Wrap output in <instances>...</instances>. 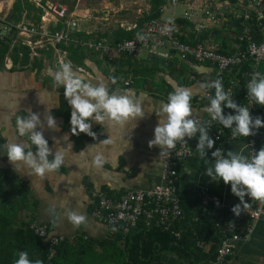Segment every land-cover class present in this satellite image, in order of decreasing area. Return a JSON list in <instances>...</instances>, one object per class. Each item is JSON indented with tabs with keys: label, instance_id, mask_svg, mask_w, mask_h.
I'll return each mask as SVG.
<instances>
[{
	"label": "crops",
	"instance_id": "1",
	"mask_svg": "<svg viewBox=\"0 0 264 264\" xmlns=\"http://www.w3.org/2000/svg\"><path fill=\"white\" fill-rule=\"evenodd\" d=\"M14 1L0 0V17L13 21L9 14ZM25 1L40 12L31 10L28 13L27 9H23L19 20L13 22L29 21L38 24L43 9L60 2L67 7V18L77 22L75 29L70 31L73 39L104 38L110 42H113L118 28L125 31L137 29L138 22L150 12L152 5V0ZM204 1L195 0L199 6H203ZM184 8L185 0H180L174 7L169 4V0H164L158 5L159 15L156 18L168 21L174 16L184 24L185 31L195 34L204 45L217 48L218 51L224 48L227 54L237 50L238 36L244 26L241 18L229 13L231 18L214 26L206 19L204 12L198 9L192 17L194 22L190 23L182 19ZM33 14L38 15L37 20L32 17ZM195 23L202 27L194 29ZM133 25L135 27L130 28ZM46 27L50 30H62L65 25L59 21L56 24L51 22ZM10 43L0 62V169L5 170L19 185V194L27 195L32 201L31 213L30 210H24L21 218L26 220L33 214V219L45 223L50 231L65 237L58 264H122L118 255L122 243L114 240L113 230L93 218L91 212L94 200L90 191L102 190L109 196L116 197L126 189H147L160 183L163 148L155 144L149 145L157 124L159 107L166 102L170 91L176 86H183L192 93V116H209L204 110L209 103L208 99L199 98L202 91L200 85L214 75V67L210 63H197L177 53H174L175 58L171 56L165 59L151 56L146 51L138 58L121 56L108 61L75 42L55 44L48 50H39L38 56L31 59L28 55V63L22 64L20 58L23 51L17 50L15 62L12 53L14 46L10 49ZM69 45L80 48L79 51L84 54L82 63L72 61L67 50ZM26 50L29 54L28 48ZM18 51L21 56H18ZM8 54L15 63L10 69L3 65L4 57ZM34 59L39 63L38 67L32 65ZM58 60L70 62L74 71L93 83L97 77L102 78L110 93L133 97L139 101L143 116L124 125L93 121V135L75 131L70 125V108L64 98L63 87H56L50 75L59 69ZM256 68L264 75V65L258 64ZM190 74H194L195 79H189ZM115 76V84H112ZM125 79H132L133 84L124 86ZM230 88L233 93L236 92L234 85ZM252 102L254 115L264 119V105ZM30 112L35 113L40 121L34 130L41 131L47 140L50 150L47 158L51 160L57 150L63 153L61 166L56 170L46 171L42 176L29 174L30 170L24 167L15 169L6 156V145L10 140L17 143L24 141L26 144L29 142L26 135L18 136L15 120L17 116L27 117ZM49 115L56 123L55 129L46 125ZM244 139L239 135L231 136L224 152L237 151L242 147L244 150ZM195 146L193 144L194 155L179 170L177 181L184 196L194 199L202 188L227 203H239L238 198L230 192L229 185L213 181L204 175L205 168L212 161V149L207 150L209 164L206 165ZM262 146L264 127L258 129L257 150ZM29 147L35 155L36 146L29 144ZM68 211L84 215L85 221L74 227L67 219ZM197 252L199 257L195 258L190 251L184 253L177 249L168 250L160 253L159 263L203 264L204 254L199 250ZM223 264H264V214L257 220L248 237L235 242L233 253Z\"/></svg>",
	"mask_w": 264,
	"mask_h": 264
},
{
	"label": "built area",
	"instance_id": "2",
	"mask_svg": "<svg viewBox=\"0 0 264 264\" xmlns=\"http://www.w3.org/2000/svg\"><path fill=\"white\" fill-rule=\"evenodd\" d=\"M179 3L180 0H169L172 7ZM198 9L204 12L206 19L210 20L214 26L226 22L231 16L242 19L244 26L238 36L239 46L234 53L223 54L211 46L204 45L195 34L190 36L185 31L184 24L177 21L174 16L168 21L151 18L131 38L116 42H110L104 38L73 39L70 31L75 29L77 22L67 18V7L60 2L52 3L44 8L38 24L29 21L13 22L6 17H0V42L10 39V49L16 45L28 48L31 59L38 56L39 50H48L55 44L72 42L96 52L108 61L121 56L138 58L143 51L151 56L165 59L177 53L197 63H210L214 67V75L206 79L205 83L226 76L235 70L237 73H231L233 79L229 78L230 87L237 83L236 75L242 74L243 89L238 92L243 98L240 105L248 107L250 115L255 117L252 111L253 102L246 95L245 86L252 75L259 73L257 65H264V0H235L234 2L205 0L203 6H199L195 0H185L182 19L190 23L194 22L192 17ZM59 21L65 25L64 29L50 30L46 27L51 22L56 24ZM131 27L134 28L135 25ZM199 27L202 25L195 23L194 29ZM251 27H256L258 35L252 32ZM18 56H21L20 51ZM58 63L60 65L64 61L58 60ZM14 64L10 54L4 57L3 65L6 69L12 68ZM244 64H248L247 70L243 69ZM189 79H195V75L190 74ZM131 84H133L132 79L123 81L124 86H131ZM230 87L228 92L232 98H236ZM213 90V88H202L200 100L208 99ZM231 112L233 110L225 113ZM192 118L201 123L208 122V132L214 140L213 149L219 148L223 153L232 136L231 130L211 120L210 116L204 118L192 116ZM196 143V137L190 139L185 137L177 141L171 149L163 147L161 182L150 188L126 189L116 197H111L102 190H91L90 195L94 200L91 212L93 218L113 231L121 226L123 232L127 233L141 223L147 229L154 227L168 230L175 238H179L181 230L175 229L174 225L184 219V213L180 204L181 188L177 180L182 164L194 155L193 144ZM244 144L245 154H251L257 150L258 129L255 134L245 137ZM195 198L197 214L192 216V220L197 221L199 217L207 213L212 219L211 231L214 236L206 238L204 234L196 240L195 247L204 255L209 254L206 259H203V264H223L233 253L235 242L245 239L252 233L257 220L264 214V201L252 199L246 195L245 202L237 209L238 214H235L232 207L237 203H227L216 195L208 194L202 188ZM30 228L34 235L47 245L49 258L54 256L56 246L64 241L65 237L50 231L45 223L36 219H32Z\"/></svg>",
	"mask_w": 264,
	"mask_h": 264
},
{
	"label": "clouds",
	"instance_id": "3",
	"mask_svg": "<svg viewBox=\"0 0 264 264\" xmlns=\"http://www.w3.org/2000/svg\"><path fill=\"white\" fill-rule=\"evenodd\" d=\"M55 86L63 87L64 98L70 108V125L75 131L93 135L91 122H112L124 125L126 122L143 116L139 101L126 94L110 93L102 78L97 77L95 83L73 70L70 62L61 63L59 69L51 72ZM201 88H213L214 94L209 95L208 105L204 109L211 120L217 121L224 128L231 129L233 137H248L256 130L264 127V119L259 115H250L248 107L237 104L231 94L225 90L220 78L202 83ZM246 95L256 104L264 105V75L256 73L246 83ZM191 90L176 86L167 95L166 102L161 104L157 112L158 120L153 129V138L149 145H158L171 149L177 141L185 137H196V150L206 165L207 150L212 149L213 157L210 166L204 170V175L211 180L229 185L230 192L236 196L239 203L233 205L232 211L245 202V196L264 201V146L254 153L245 154L240 150H227L221 153L219 148L213 149L214 140L208 132V122L194 121L190 100ZM224 108L233 112L225 113ZM40 121L35 113L27 117L17 116L15 128L18 136H27L29 141L19 143L10 140L6 145V156L15 169L24 167L29 174L43 175L46 171L58 169L63 163V153L59 150L49 160L47 140L41 131H35ZM46 125L55 129V121L51 115L46 118ZM29 144L36 146L35 155ZM218 203V202H217ZM67 219L73 226H79L85 221L82 214L67 212ZM14 264H41L39 260H30L28 252L20 250Z\"/></svg>",
	"mask_w": 264,
	"mask_h": 264
},
{
	"label": "trees",
	"instance_id": "4",
	"mask_svg": "<svg viewBox=\"0 0 264 264\" xmlns=\"http://www.w3.org/2000/svg\"><path fill=\"white\" fill-rule=\"evenodd\" d=\"M164 0H152L150 12L146 14L138 22V27L132 31H125L122 28H118L113 36V41H119L123 39L131 38L143 22L156 18L159 15L158 5ZM23 9H27L30 13L35 9L25 0H15L13 2L9 17L13 21H18ZM40 12V10H38ZM34 19H38L37 14H33ZM182 21V20H181ZM252 31L258 35L256 27H252ZM192 36V33L190 34ZM10 39L4 42H0V62H2L4 54L8 51ZM74 45H69V56L75 63H82L84 54L79 51L80 48ZM23 51L20 58L22 64L28 63V54L25 47L14 46L12 53L13 59L17 61V50ZM223 54L228 52L222 48L219 50ZM172 57L175 58L174 53ZM38 62L34 59L32 65L38 67ZM248 64H244L243 69L247 70ZM237 73L235 70L229 72L228 75L219 77L224 85L225 90L230 85L229 78L233 79V74ZM238 79L234 84V92L236 98H233L237 104L243 101L242 94L238 92L243 89V77L242 74L236 75ZM116 76L113 79L112 84H115ZM214 94V90L211 95ZM232 111V109H224L223 112ZM201 159V158H200ZM199 162V160H198ZM202 162V160H200ZM178 184V181H177ZM21 193L20 187L10 177L5 170L0 169V264H14L17 258V253L20 250L28 252L30 260H39L41 264H58L61 255V250L64 241L56 246L54 256L49 258V251L47 245L43 243V240L34 235L30 228V222L35 217L30 214L28 219H22L24 210H32V201L27 195ZM184 192L180 191L181 200L180 204L183 209L184 219L174 225L175 229L181 230L179 238H175L170 231L162 230L159 228L147 229L144 224L138 223L136 228L131 229L127 233H124L121 226H118L114 230V240L122 243V246L118 250V255L122 264H160V253L177 249L184 253L190 251L195 258L199 257L198 249L195 247V242L198 238L204 234L207 237H214L211 231L212 219L204 213L197 221L192 220V216L197 214L196 211V198L188 199L184 196ZM195 196V194H194ZM61 245V246H60ZM209 254L203 255V259H206Z\"/></svg>",
	"mask_w": 264,
	"mask_h": 264
},
{
	"label": "bare ground",
	"instance_id": "5",
	"mask_svg": "<svg viewBox=\"0 0 264 264\" xmlns=\"http://www.w3.org/2000/svg\"><path fill=\"white\" fill-rule=\"evenodd\" d=\"M64 4V3H63ZM168 5V4H167ZM43 9V8H42ZM42 12V11H41ZM39 14V13H38ZM42 14V13H41ZM68 17V16H67ZM217 49V48H216ZM220 49V48H219ZM218 50V49H217ZM210 65V64H209Z\"/></svg>",
	"mask_w": 264,
	"mask_h": 264
}]
</instances>
